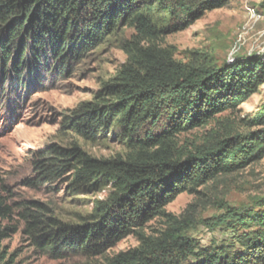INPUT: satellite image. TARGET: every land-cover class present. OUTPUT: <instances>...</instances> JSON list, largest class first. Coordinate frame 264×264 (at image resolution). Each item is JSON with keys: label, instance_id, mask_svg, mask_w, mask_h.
I'll use <instances>...</instances> for the list:
<instances>
[{"label": "trees", "instance_id": "obj_1", "mask_svg": "<svg viewBox=\"0 0 264 264\" xmlns=\"http://www.w3.org/2000/svg\"><path fill=\"white\" fill-rule=\"evenodd\" d=\"M228 1L0 0V111L10 119L12 95L40 87L43 70L61 78L103 45L125 54L90 99L60 114L62 137L30 151L22 180L46 194L91 197L82 199L90 206L64 220L51 203L17 197L0 181V264H13L4 242L17 233L39 254L73 264H264V196L238 206L217 199L220 212L206 218L194 203L178 215L165 210L264 158V101L234 116L264 82L262 58L218 64L190 51L179 60L163 44ZM195 130L203 132L191 138ZM111 142L120 150L110 156L85 149ZM153 219L162 225L148 232ZM199 225L232 233L201 244L191 235ZM129 235L138 245L110 255Z\"/></svg>", "mask_w": 264, "mask_h": 264}, {"label": "rangeland", "instance_id": "obj_2", "mask_svg": "<svg viewBox=\"0 0 264 264\" xmlns=\"http://www.w3.org/2000/svg\"><path fill=\"white\" fill-rule=\"evenodd\" d=\"M264 0H229L226 6L206 12L188 29L168 35L164 45L176 48V58L187 60L190 51L209 53L218 64L230 62L234 56L258 55L264 62ZM256 12L255 19H250L247 8ZM131 30H126L129 35ZM125 59V54L115 46L103 45L92 52L79 64L69 66L67 75L59 77L43 70L41 86L23 89L19 93L20 100L14 95L17 109L15 115L9 116L0 111V181L7 183L17 197L34 198L54 205L55 210L64 219L75 216L73 212H84L90 204H84L83 198L73 200L65 196L63 190L46 194L41 190H30L22 186V180L31 174V150L38 149L51 141H59L62 137L58 131L60 114L74 107L82 100L91 98L100 83L113 76L116 68ZM15 91L20 87L14 86ZM264 101V82L255 92L240 103L235 117L251 114ZM16 119V120H15ZM202 130H195L200 136ZM85 149L96 156H110L120 150L117 143L105 145L85 144ZM204 198L186 192L179 194L169 203L165 210L175 215L180 214L189 203L198 204L197 216L206 218L219 213L213 201L223 199L230 205L238 206L249 202L253 196H264V158L243 171L219 177L210 182L204 189ZM96 197H102L98 193ZM204 201V205H202ZM161 221L153 219L146 226V231L161 227ZM231 231L209 230L199 225L192 236L201 244L210 240H221L230 237ZM13 264H73L76 259L55 260L48 255L39 254L20 233L4 242ZM138 245L134 236L129 235L109 250L115 254Z\"/></svg>", "mask_w": 264, "mask_h": 264}, {"label": "bare ground", "instance_id": "obj_3", "mask_svg": "<svg viewBox=\"0 0 264 264\" xmlns=\"http://www.w3.org/2000/svg\"><path fill=\"white\" fill-rule=\"evenodd\" d=\"M247 12H248V15H249L250 19H255L256 12H255V10L252 7H248L247 8Z\"/></svg>", "mask_w": 264, "mask_h": 264}]
</instances>
